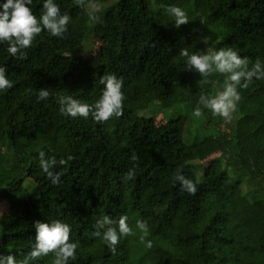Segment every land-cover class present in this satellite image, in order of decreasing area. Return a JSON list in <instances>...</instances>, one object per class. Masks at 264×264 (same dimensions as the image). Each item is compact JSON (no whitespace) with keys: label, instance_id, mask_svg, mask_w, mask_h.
Returning a JSON list of instances; mask_svg holds the SVG:
<instances>
[{"label":"trees","instance_id":"obj_1","mask_svg":"<svg viewBox=\"0 0 264 264\" xmlns=\"http://www.w3.org/2000/svg\"><path fill=\"white\" fill-rule=\"evenodd\" d=\"M55 2L71 17L65 38L42 32L26 59L10 57L0 43V65L13 82L0 92V201L7 203L0 254L22 259L34 242V222L60 220L70 225L71 240L79 245L69 264H264V195L247 201L237 196L245 179L264 176V100L258 95L264 80L240 89L232 134L204 110L201 125L210 133L186 143L183 116L155 125L152 117L135 113L177 104L194 111L201 94L223 88L224 76L201 78L185 70L181 49L192 54L232 47L249 59V67L257 59L264 62V0H117L102 13V23L88 30L102 38L103 48L82 62L67 51L88 32L87 12L74 0ZM42 4L30 5L36 16ZM169 5L181 7L190 22L176 28ZM107 73L124 82L121 117L98 124L91 117L60 114L59 97L98 100L99 79ZM40 88L51 93L47 100L37 101ZM28 150H34L30 162ZM41 150L57 161L74 157L67 167L51 169L61 173L59 185L41 169ZM213 151L220 154L208 166L193 163ZM133 154L138 161H132ZM134 163L136 177L126 182L124 174ZM177 168L197 184L195 195L181 190L174 179ZM32 174L39 180L26 190L23 180ZM104 215L115 221L127 216L134 232L121 239L116 254L92 236L95 221ZM137 220L148 224L145 243ZM52 260L49 255L34 264Z\"/></svg>","mask_w":264,"mask_h":264},{"label":"clouds","instance_id":"obj_2","mask_svg":"<svg viewBox=\"0 0 264 264\" xmlns=\"http://www.w3.org/2000/svg\"><path fill=\"white\" fill-rule=\"evenodd\" d=\"M32 3L33 0H4L0 3V43L7 45L10 57L26 59L27 50L32 48L34 41L42 32L47 31L51 36L63 39L68 31L71 17L67 12H61L55 0H43L39 16L33 13L30 7ZM74 3L86 10L90 26L102 23V5L94 3L93 0H74ZM166 11L174 18L176 28L190 22L187 13L179 6H166ZM180 55L185 58V70L195 71L201 78L213 74L225 77L222 90L215 96L201 94L198 106L193 111L195 117L203 116L204 110H208L213 117H220L225 123H231L235 119V113L242 99L240 89L248 88L254 79L264 80V62L257 59L249 67V59L242 57L238 49L232 47L209 48L206 52L192 54H189L187 49H181ZM99 84L103 85L102 94L93 104L81 102L71 95L59 97L60 114L70 118L91 117L98 124L121 117L126 99L122 91L123 79L113 73H107L100 77ZM12 87L13 82L6 75V68L0 65V92H6ZM50 95L47 88H40L36 92L37 101L47 100ZM38 155L40 167L51 184L59 185L61 173H54L51 169L57 165L67 167L74 157L69 155L66 159L57 161L54 156L46 158L42 150ZM131 159L136 162L139 158L133 154ZM135 177L134 163L133 168L125 172L123 179L127 182L134 180ZM174 179L179 182L181 190L189 195H195L198 191L197 184L186 178L182 174V169L177 168ZM2 218L3 212H0V219ZM127 221L128 218L124 215H121L118 221L113 220L109 215H104L95 221L92 236L102 238L107 248L116 254L121 239L134 235ZM33 227L35 237L30 251L21 254L22 259H17L14 254H0V264H34L35 261L49 255L53 257L52 264H69L76 259L79 245L71 240L69 224L60 220L51 223L37 220ZM136 227L143 233L140 240L145 243V238L149 235L147 222L137 220ZM146 246L151 249L152 242L146 241Z\"/></svg>","mask_w":264,"mask_h":264},{"label":"rangeland","instance_id":"obj_3","mask_svg":"<svg viewBox=\"0 0 264 264\" xmlns=\"http://www.w3.org/2000/svg\"><path fill=\"white\" fill-rule=\"evenodd\" d=\"M117 0H105L102 2H94L102 5L103 12L107 7L115 3ZM102 12V13H103ZM92 26L89 25L88 19L86 22L87 31ZM103 48V40L99 35L92 33V31H88L81 43L68 50L67 54L70 55L78 62L85 61L91 58L94 54L98 53ZM220 87H215L211 96H215L218 91H220ZM259 99L264 100V92L258 91ZM137 115L142 116H150L153 119V123L155 125H159L164 123L167 119L174 118L178 115L184 117L183 128H182V139L184 142L189 143L193 138H198L204 134L210 133L209 129L204 128L201 125L202 118L195 117L193 115V111L184 104H177L169 108H160L150 107L142 110H137L135 112ZM220 118V117H219ZM234 120L231 123H225V121L220 118V123L218 124V128L225 131L228 134L233 133V124ZM238 146L240 148V157L245 165H247V156L245 155L244 148L240 141H238ZM34 150L26 151V154L29 156V162L32 160V154ZM220 154V151H213L200 160L193 161L195 165H203L208 166L215 161V158ZM221 163L224 164V160H221ZM191 170V169H190ZM189 170V171H190ZM191 172V171H190ZM198 174V173H197ZM253 174V173H252ZM254 175V174H253ZM199 178V176L197 177ZM39 176L37 174H32L26 177L23 180L22 186L26 190H30L33 183L38 182ZM264 195V176L259 181H254L253 179H245L238 187V198L242 201H247L251 197H259ZM247 197V198H246ZM7 203L5 201H0V212H7Z\"/></svg>","mask_w":264,"mask_h":264}]
</instances>
